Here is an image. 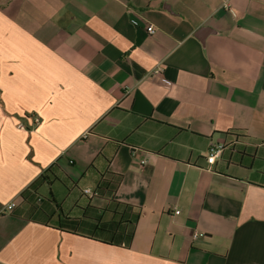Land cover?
I'll return each mask as SVG.
<instances>
[{
  "label": "crops",
  "instance_id": "obj_1",
  "mask_svg": "<svg viewBox=\"0 0 264 264\" xmlns=\"http://www.w3.org/2000/svg\"><path fill=\"white\" fill-rule=\"evenodd\" d=\"M0 264H264V0H0Z\"/></svg>",
  "mask_w": 264,
  "mask_h": 264
},
{
  "label": "built area",
  "instance_id": "obj_2",
  "mask_svg": "<svg viewBox=\"0 0 264 264\" xmlns=\"http://www.w3.org/2000/svg\"><path fill=\"white\" fill-rule=\"evenodd\" d=\"M147 32L152 34L155 31V26L153 24H149L146 27ZM162 68H156L155 69V73H161ZM40 117L35 116L33 119V127H35L36 125H38L40 123ZM19 127L22 129H28V126L24 123H20ZM32 127V128H33ZM226 148V145L223 143H211L210 148H209V154L207 156V162L209 163V165L214 164L217 160V158L222 154L223 150ZM210 169V168H208ZM84 193L85 194H89L90 196H93L95 193L91 188H85L84 189ZM16 206V202H11L8 204V209L12 210L14 207ZM198 236V234H195V237Z\"/></svg>",
  "mask_w": 264,
  "mask_h": 264
}]
</instances>
